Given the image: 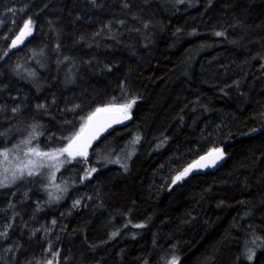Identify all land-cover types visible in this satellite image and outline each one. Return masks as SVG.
<instances>
[{
  "label": "trees",
  "instance_id": "1",
  "mask_svg": "<svg viewBox=\"0 0 264 264\" xmlns=\"http://www.w3.org/2000/svg\"><path fill=\"white\" fill-rule=\"evenodd\" d=\"M132 99L59 171L64 199L38 175L0 189V264H264V0H0V153Z\"/></svg>",
  "mask_w": 264,
  "mask_h": 264
},
{
  "label": "snow or ice",
  "instance_id": "2",
  "mask_svg": "<svg viewBox=\"0 0 264 264\" xmlns=\"http://www.w3.org/2000/svg\"><path fill=\"white\" fill-rule=\"evenodd\" d=\"M93 3H95V0H92ZM32 32V21L31 19H28L27 21L23 22V28L19 30V35L16 36V39L12 40V47H15L17 45V42H22L23 38L27 35H31ZM217 36L222 35V33H216ZM135 99H132L130 101H128L127 103L121 104L119 105L118 108H115L114 106H107L104 108H97L91 115H89L87 117V122L81 126L80 131L75 133L68 141V144L66 147L60 148L56 151L53 152H40L38 151L36 148H29L28 149V153H26L25 155H28L29 153L37 156V157H44L47 158L49 160H53V161H58V157L59 156H63L65 153L67 154L68 158H75L76 156H80V157H85L87 156V148L91 143V140L94 139L99 131L103 130L105 127L110 126V122L113 119L111 117V113L113 111H117L122 113L123 118L127 119L128 118V114H127V110L131 108V106L133 104H135ZM105 114L104 117V121L101 122L100 120H98V117L100 116V114ZM115 122H121L120 119H116ZM87 130V131H86ZM35 131V128H34ZM256 131V130H253ZM34 138V137H32ZM139 142V137L136 138V140L134 141V143ZM25 144L30 143V140L28 141H24ZM218 152V155L216 156V159H221L223 158V153L220 150H213ZM8 155H9V150H5L2 153H0V156H2L4 158L5 161L8 160ZM209 156L212 155V153L210 152L208 154ZM201 160H206V157H201ZM64 162H71V159H68L66 161H58L57 167L59 165V163H64ZM35 162L33 160H28L27 163L24 164V168H18L17 171L12 173V179L15 180L17 178V172H19L20 176H23L25 173V169H27V175L32 176L35 174V172L33 171L31 165H33ZM212 163L214 164L215 161L213 160ZM206 167V164H201L199 161L195 162L193 165H190L188 168H185L182 172H180L179 175H177L174 180L173 183H175L176 181H179L181 179H183L186 175H188V173L192 170V168L194 167ZM7 171L8 169L5 168L4 170V179L0 180V187H7L8 184L6 183L8 181V176H7ZM96 169H91L90 172L86 173L87 175H91V172H95ZM54 173H53V178H54ZM77 204H79V201H77ZM9 207H11V205H9ZM55 223V221H53V224ZM113 235H116L115 233ZM7 236V232H0V238H4ZM258 239V238H257ZM253 244H255V240L252 241ZM54 256L58 257L59 253H54ZM255 255L254 252H252L251 250H249L248 256L247 258L249 260H251L253 258V256ZM48 264H52L51 261H48ZM171 264H179V259L177 257H174L171 261Z\"/></svg>",
  "mask_w": 264,
  "mask_h": 264
},
{
  "label": "rangeland",
  "instance_id": "3",
  "mask_svg": "<svg viewBox=\"0 0 264 264\" xmlns=\"http://www.w3.org/2000/svg\"><path fill=\"white\" fill-rule=\"evenodd\" d=\"M129 115L130 113L127 112ZM30 140V143L25 144L24 141ZM68 142L63 146L66 147ZM61 147V148H63ZM29 148H36L40 152H53L55 150H41L37 146L36 140L32 138V136L24 137L22 141L18 142L16 147L9 150L8 160L5 161L4 158H1L0 162V180L4 179V170L5 168L8 169L7 176L8 181L6 182L8 184L7 187L14 186L18 182L24 180L26 177H29L27 175V169H25V173L23 176L19 175V172H17V178L15 180L12 179V173L17 171L18 168H24V164L27 163L28 160H33L35 163L31 165L33 171L35 172L32 176H42L47 180V185L50 189L49 193L51 195V198H53L55 201H59L61 199H64L65 196H67L68 190L70 189L71 185H68V183H63V181H60V172L61 169L68 163H59L58 167V161H66L68 159H71V162H74L75 159H77L78 156L75 158H68L67 154L65 153L63 156L58 157V161L49 160L44 157H37L31 153L28 155H25L28 153ZM53 173L54 178H53ZM191 173V171L188 173V175ZM186 175L185 177H187ZM184 177V178H185ZM6 188V187H0V189Z\"/></svg>",
  "mask_w": 264,
  "mask_h": 264
},
{
  "label": "water",
  "instance_id": "4",
  "mask_svg": "<svg viewBox=\"0 0 264 264\" xmlns=\"http://www.w3.org/2000/svg\"><path fill=\"white\" fill-rule=\"evenodd\" d=\"M28 36H29V35L25 36V37L23 38L22 42H19V41H18V42H17V45H16L15 47L21 45V44L24 42V40L26 39V37H28ZM15 39H16V38H15ZM110 115H111V117L113 118V119L111 120V122H110V126H107V127H105L103 130L99 131L98 135H97L94 139L91 140V143H90V145H89L88 148H87V155L89 154L90 149L92 148V146L95 145V144H96L101 138H103L105 135H107V133L111 132V131H112L113 129H115L116 127L123 126V125L129 123V122H130V119H131V116H130V115H128V118H127V119H124L122 113L117 112V111H113ZM104 117H105V114L102 113V114H100V116L98 117V120H100L101 122H103V121H104ZM116 119H120L121 122H118V123L115 122ZM86 131H87V130H86ZM215 150H220V151H222V153H224V151H223L222 149H215ZM210 152L212 153L211 156L208 155ZM217 155H218V152L213 151V150H211V151H209V152H207V153H204V154H203L202 156H200L197 160H195V161L193 162V164H194L195 162L199 161L201 164H206L207 166H206V167H199V166H197V167L192 168L191 171H192L193 173H197V172H205V171H210V170H213V169L219 167V165H221L222 162H223L224 159H225V154H223V158H221V159H216V156H217ZM201 157H206V160H201ZM213 160L215 161L214 164L212 163ZM193 164H192V165H193Z\"/></svg>",
  "mask_w": 264,
  "mask_h": 264
},
{
  "label": "bare ground",
  "instance_id": "5",
  "mask_svg": "<svg viewBox=\"0 0 264 264\" xmlns=\"http://www.w3.org/2000/svg\"><path fill=\"white\" fill-rule=\"evenodd\" d=\"M23 43H24V42H23ZM201 48H202V46H201ZM201 51L204 52V49H203V50L201 49ZM201 51H200V52H201ZM191 173H193V172L191 171Z\"/></svg>",
  "mask_w": 264,
  "mask_h": 264
}]
</instances>
